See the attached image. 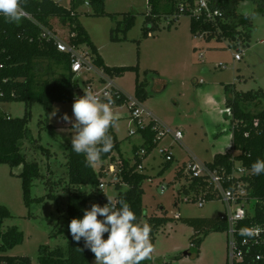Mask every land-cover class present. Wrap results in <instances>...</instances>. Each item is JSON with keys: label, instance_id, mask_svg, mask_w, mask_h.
Listing matches in <instances>:
<instances>
[{"label": "rangeland", "instance_id": "obj_1", "mask_svg": "<svg viewBox=\"0 0 264 264\" xmlns=\"http://www.w3.org/2000/svg\"><path fill=\"white\" fill-rule=\"evenodd\" d=\"M54 1L66 8L71 7V0ZM168 8L165 2L158 4L160 17L157 28L149 38L143 37L146 14L150 11L148 0H106L105 11L119 15L117 18L90 16L92 8L87 4L82 5L78 9V20L99 46L108 66L139 65L140 81L145 80V72L159 74V80L148 78L149 98L142 106L162 124L173 131H182L184 136L182 145L166 137L143 162L141 171L148 176L143 185L144 221L152 215H161L163 208L169 218L180 217V220L170 222L157 234L151 264H227L226 232L210 234L197 256L191 248L194 231L183 223V219L187 218H221L227 212L225 204L212 201L201 208L197 203L186 202L179 189L185 184L187 174L184 172L181 178H176V175L194 158L208 164L213 162L214 154L231 151L225 86L235 85L238 92L245 93L264 90V14H255L256 6L251 0L241 3L238 13L250 16L252 30L249 39L232 44L228 40L207 41L194 37L190 32L191 17L188 15L180 16L169 27L168 19L164 16ZM127 13L136 14L135 26L127 34L128 41L111 42V31L117 28L122 20L121 15ZM52 24L59 38L67 36L68 24L61 23L58 18L52 20ZM118 36L122 38L123 33L119 32ZM238 53L242 56L240 61L235 60ZM101 75V72H93L76 76L80 90H85L87 81L93 79L96 81L94 88L101 89L104 85L99 82ZM136 77L135 73H127L111 80L127 98L134 99ZM72 105L56 103L48 121L41 103L30 106V138L22 142V152L28 161L39 164L43 177L33 182L29 206L24 201L22 180L17 177L22 167L12 169L8 165H0V206L7 207L12 214L4 221L3 228L17 227L25 238L22 245L10 250L6 256L29 257L32 264H40V246L66 248L68 245L69 184L65 146L71 144L73 131L71 123L63 121L62 117L66 113L75 122ZM129 105L112 108L118 117L114 131L121 143L120 151L114 157L116 160L123 157L134 164L133 149L139 150L143 140L140 133L130 136V131L136 132L137 127ZM263 106V102L262 105L258 102L249 104L248 109L256 113ZM26 109L25 102L0 106V111L12 118H23ZM165 149L173 155L174 163L161 175L165 162L161 151ZM93 167L99 172L102 163L98 161ZM93 189L80 187L81 192H91ZM99 192L105 193L115 203L118 191L114 186H106ZM49 194L55 199L49 198ZM92 264H95V260Z\"/></svg>", "mask_w": 264, "mask_h": 264}, {"label": "trees", "instance_id": "obj_2", "mask_svg": "<svg viewBox=\"0 0 264 264\" xmlns=\"http://www.w3.org/2000/svg\"><path fill=\"white\" fill-rule=\"evenodd\" d=\"M223 17L214 22L203 18H191L190 32L194 37L203 35L207 41L228 40L232 44L249 39L252 30L250 16L238 13V8L245 0H218ZM256 6V15L264 14V0H251ZM165 2L168 5L166 18L180 14V4H190V0H148L150 11L146 14L143 28V37L149 38L157 28V20L160 17L158 4ZM106 0H71V7L66 8L53 0H26L24 11L31 19L22 18L19 24L6 23L0 16V64L4 66L0 70V104L25 102L26 113L23 118H12L0 111V165H8L10 168L22 167V172L17 176L22 180L23 196L27 206L31 201V188L34 180L42 176L37 162H30L22 152V142L30 138L29 123L31 121L30 106L33 103H41L44 106L46 121L49 120L56 103H74L80 91L79 82L72 71L71 57L57 49L53 40L43 39V29L56 31L52 20L58 18L61 23L69 25L67 36L63 38L71 45H85L90 48L95 56L94 64L112 78L123 77L127 73H135L136 90L135 97L142 103L149 98L147 87L148 78H159L156 72H145V80L140 81V66L108 67L105 65L98 49L91 41L87 31L79 22L78 9L82 5H89L94 17L117 18V14H109L105 11ZM186 15V14H180ZM117 28L111 31V42L128 41L127 34L134 28L136 14H123ZM170 27V26H169ZM240 29H243L240 30ZM122 32L120 38L118 33ZM90 81H88L89 83ZM225 109L230 110V126L232 132V152L217 154L213 162L207 167L212 171H218L224 179V187L229 188L231 181L227 178L233 175L236 164L248 172V174L234 179L235 182H243L247 186L249 199L256 203L252 205L253 218L245 225L261 223L264 221V174L254 175L251 165L254 161L264 159V106L261 111L253 113L249 104L264 103V90L238 92L235 85L225 86ZM118 105L123 106V101ZM143 144L141 149L146 150L143 159H147L156 149L154 143L156 133L152 130V124L139 131ZM113 138V147L110 152L102 154L99 160L102 167L97 172L93 164H86L85 156L72 150V144L66 145L65 157L67 159V178L69 195L67 200L68 214V245L66 248L40 246L38 261L40 264H92L95 260L90 249L84 247L83 238L76 242L69 231L70 221L74 218L82 219L84 211L90 210L92 204L104 206L108 203L105 193L99 192L104 172L115 164L120 182L115 185L118 195L114 204L119 207V200L124 199L135 212L139 223H148L152 227L151 238L155 246L156 236L160 230L175 219L169 218L165 208L161 215H152L144 221L143 208L144 182L148 176L139 171L142 160L135 156L139 151L133 149L135 163L120 157L116 160L114 154L120 151V141L114 131L109 133ZM174 159L164 162L160 172L162 175L171 168ZM107 164V165H106ZM186 164L176 175L181 178L185 175ZM237 170V169H236ZM51 173V172H50ZM15 176L13 173H11ZM89 186L94 189L91 192H81L80 187ZM214 187L204 177L191 178L186 176V182L179 189L180 195L185 198L205 196L207 202L218 201L213 193ZM49 198L55 199L52 194ZM12 217L11 212L5 206H0V264H32L29 257H10L5 254L24 242V233L17 227L4 229V221ZM103 219V217H98ZM180 220V219H176ZM183 223L191 227L194 235L191 238V248L200 255V248L205 239L212 233L226 232L228 223L225 218H187ZM105 239L107 234H105ZM153 256V254H152ZM153 259L145 260L142 264H151ZM170 264V263H168Z\"/></svg>", "mask_w": 264, "mask_h": 264}, {"label": "built area", "instance_id": "obj_3", "mask_svg": "<svg viewBox=\"0 0 264 264\" xmlns=\"http://www.w3.org/2000/svg\"><path fill=\"white\" fill-rule=\"evenodd\" d=\"M189 4H180V14H186L191 18L201 19L206 21L214 22L218 18L223 17V12L219 6L218 0H190ZM175 15L168 17V25L176 23L179 17L182 15ZM24 18L31 19V16L25 12ZM197 37L203 38V35ZM42 38L53 40L56 43L57 49L66 53L71 57L72 71L78 77L83 73L91 74L93 72H101L99 82H103L104 85L101 89L96 90L94 85L91 83L86 84L85 90L91 89L96 93L102 100L107 102V100L113 101L111 107L121 106L118 105L119 102L123 101L124 104H129V109L131 112V117L135 122L137 131H130V136L139 133V131L144 130L146 127L152 124V130L156 133L154 143L157 147L166 138L171 137L174 143L181 144L183 141L182 131H173L169 127L162 124L149 110L144 108L142 105L144 103L140 102L136 97L134 99L127 98L126 95L119 90L114 83L112 78L107 76L103 70L96 67L94 64L95 56L89 47L85 45H71L67 43L63 38H59L56 31H51L48 29H43ZM242 59L241 53L235 56L236 61ZM4 66L0 64V70ZM225 68V67H222ZM95 81V79H93ZM96 83V81H95ZM84 95V90L78 92V97ZM75 98V99H76ZM2 104H0L1 106ZM227 114L230 116V110H226ZM156 147V148H157ZM146 155L145 149H139L135 154L143 162L145 161L144 156ZM161 155L165 158V162H170L174 159L173 155L169 150L165 149L161 151ZM143 162L139 166V171L143 170ZM239 165V166H238ZM237 169V170H236ZM236 169L233 175L227 180L231 181V186L229 188L224 187V179L220 173L212 171L207 167V164L199 162L196 158L192 159L190 163L186 166L185 173L191 178H206L211 185L214 187V195L218 201H221L226 206V214L222 217L225 218L228 223V228L226 230L228 242H227V264H264V221L256 224L245 225L246 222L253 218L252 205L256 203L252 199H249V193L246 184L243 182H235L234 179H238L248 172L246 169L242 168L240 164H236ZM105 177L101 181L100 190L103 191L106 186H114L120 182L119 172L115 164H111L104 172ZM186 202L197 203L199 207H204L207 203L205 196H194L191 195L185 198ZM176 219H180L177 215ZM250 228L255 231V235L252 236H242L240 234V229ZM168 264V263H163Z\"/></svg>", "mask_w": 264, "mask_h": 264}, {"label": "clouds", "instance_id": "obj_4", "mask_svg": "<svg viewBox=\"0 0 264 264\" xmlns=\"http://www.w3.org/2000/svg\"><path fill=\"white\" fill-rule=\"evenodd\" d=\"M25 2L0 0V16L6 23L19 24L25 15ZM112 103L110 99L105 102L91 89L84 90V95L76 98L72 105L75 122L66 113L62 117L63 121L72 125V150L83 154L88 165L97 163L102 154L110 152L113 147V138L109 133L117 125L118 117L113 112ZM251 172L254 175L264 174V159L254 161ZM107 198L109 202L104 206L94 203L90 210L84 211L82 219L70 221L72 238L76 242L83 238L84 247L95 256V264H142L152 259L155 246L151 225L139 223L124 199L119 200L117 207L112 198ZM240 234L252 236L256 233L253 229L242 228Z\"/></svg>", "mask_w": 264, "mask_h": 264}, {"label": "crops", "instance_id": "obj_5", "mask_svg": "<svg viewBox=\"0 0 264 264\" xmlns=\"http://www.w3.org/2000/svg\"><path fill=\"white\" fill-rule=\"evenodd\" d=\"M54 1V0H53ZM56 2V1H55ZM57 3V2H56ZM59 4V3H58ZM89 6V5H88ZM81 23V22H80ZM82 24V23H81ZM83 26V25H82ZM84 27V26H83ZM84 29L87 31V29L84 27ZM87 33H88V35H89V37H90V39H91V41L93 42V44L96 46V48L98 49V52H99V54H100V56L102 57V59H103V61H104V63H105V65L106 66H108L107 64H106V62H105V59H104V57H103V55L101 54V50H100V48H99V46H97V44H96V42H95V40L92 38V36H91V34L87 31ZM108 67H110V66H108ZM122 67H127V66H122ZM126 75V74H125ZM124 75V76H125ZM160 78H158L157 80H159ZM90 80V79H89ZM95 81H90L89 83H91V84H93V85H95L96 83H94ZM86 84H88V81H87V83ZM225 100H226V95H225ZM230 130H231V126H230ZM216 143V142H215ZM214 147H215V145H214ZM231 147H232V132H231ZM216 153H219V151H216V150H214ZM228 152H230V151H228ZM227 152V153H228ZM223 154H226V153H223ZM217 154H214V157L216 156ZM214 159V158H213ZM187 166V165H186ZM117 198V197H116ZM116 201V200H115Z\"/></svg>", "mask_w": 264, "mask_h": 264}]
</instances>
